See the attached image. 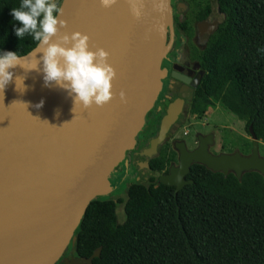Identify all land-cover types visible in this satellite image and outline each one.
Listing matches in <instances>:
<instances>
[{
  "label": "water",
  "instance_id": "obj_1",
  "mask_svg": "<svg viewBox=\"0 0 264 264\" xmlns=\"http://www.w3.org/2000/svg\"><path fill=\"white\" fill-rule=\"evenodd\" d=\"M133 3L141 13L138 19ZM58 7L66 21L60 35L85 34L91 51L109 53L116 72L113 98L102 107L85 108L75 105L67 90L45 86L43 53L35 57L38 70L10 69L13 80L0 91V264H92L100 249L78 258L74 233L89 203L110 194L108 177L133 149L165 76L161 62L169 49L170 0H118L107 9L99 0H61ZM36 47L19 57L34 62ZM175 119L169 110L151 150ZM248 134V155L214 156L201 140L188 152L180 143L178 167H171L159 184L174 187L176 196L191 164L238 180L250 172L264 176V156L251 125ZM68 248L70 257L60 261Z\"/></svg>",
  "mask_w": 264,
  "mask_h": 264
},
{
  "label": "trees",
  "instance_id": "obj_2",
  "mask_svg": "<svg viewBox=\"0 0 264 264\" xmlns=\"http://www.w3.org/2000/svg\"><path fill=\"white\" fill-rule=\"evenodd\" d=\"M21 3L0 0V55L23 56L38 43L14 33L20 25L10 12ZM221 8L224 20L205 49L206 73L191 113L201 118L218 105L244 123L248 136L251 125L264 145V0H222ZM191 174L193 182L176 196L151 182L129 184L124 201L93 199L74 233L75 255L89 258L100 249L92 264H264V176L250 172L238 180L201 165Z\"/></svg>",
  "mask_w": 264,
  "mask_h": 264
},
{
  "label": "flooded vegetation",
  "instance_id": "obj_3",
  "mask_svg": "<svg viewBox=\"0 0 264 264\" xmlns=\"http://www.w3.org/2000/svg\"><path fill=\"white\" fill-rule=\"evenodd\" d=\"M58 1L60 4L61 0H55L56 3ZM221 1L170 0L172 22L167 32L169 49L161 62V69L165 71L161 89L145 116L144 125L135 138L133 149L125 153L123 160L108 177L111 187L109 196H113L116 186L123 188L131 183L147 186L151 182H155V186L158 185L160 177L169 175L171 167H178L180 143H183L188 152H193L200 147L201 140L208 152L214 156L239 151L225 152L223 147L219 146L215 135L219 126L215 123H200L203 131H191L184 125L192 118L203 119V116L199 118L191 113V106L197 91L202 88L206 73L205 49L224 20ZM208 109L219 112L217 105ZM169 110L176 114V119L169 125L161 142L151 150V143L158 138L162 119ZM249 148L246 154L239 152L248 155L251 150V147ZM193 165L198 164H191L188 172L182 176L183 188L191 184L187 182L192 181L190 177H193ZM66 257H70L69 252H65L60 261Z\"/></svg>",
  "mask_w": 264,
  "mask_h": 264
},
{
  "label": "clouds",
  "instance_id": "obj_4",
  "mask_svg": "<svg viewBox=\"0 0 264 264\" xmlns=\"http://www.w3.org/2000/svg\"><path fill=\"white\" fill-rule=\"evenodd\" d=\"M99 2L107 9L116 5L118 0ZM131 10L138 19L141 13L134 3ZM10 15L20 25L14 26L16 37L21 40L30 35L38 43L31 54L34 62L14 52L0 55V91L3 92L13 80L10 69L20 65L25 71L38 70L40 61L35 57L37 53H43L41 60L45 86L55 84L67 90L70 95L74 94L75 105L79 103L85 108L93 104L102 107L111 101L112 81L116 78V72L108 63L109 53L102 48L91 51L89 37L85 34L75 32L60 35L66 21L59 18L63 15V8L58 7L55 0H22L18 8L11 9ZM120 96L123 100L124 93ZM42 106L43 101L36 105L37 108Z\"/></svg>",
  "mask_w": 264,
  "mask_h": 264
},
{
  "label": "rangeland",
  "instance_id": "obj_5",
  "mask_svg": "<svg viewBox=\"0 0 264 264\" xmlns=\"http://www.w3.org/2000/svg\"><path fill=\"white\" fill-rule=\"evenodd\" d=\"M218 106V105H217ZM219 112H214L208 109L207 113L203 115V119L198 120L197 118H192L185 122V128L191 129V131H203L200 123L208 122L210 124L215 123L219 128L215 131L216 140L219 146L221 145L225 152L232 150H239L242 154H246L249 151V144L251 143L250 136L247 135L244 123L236 119L233 115L222 110L219 106ZM182 133L179 132V135ZM192 140H190L191 142ZM259 154L264 156V145L259 143ZM118 182V181H117ZM116 184V183H115ZM118 185V183H117ZM125 185L123 188L115 187V193L112 198L114 200L121 199L125 200ZM116 214L118 222L122 223L124 221L123 204L119 203L116 209Z\"/></svg>",
  "mask_w": 264,
  "mask_h": 264
}]
</instances>
